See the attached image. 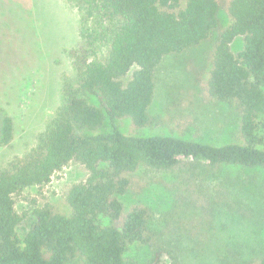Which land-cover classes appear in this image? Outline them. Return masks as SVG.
<instances>
[{"label":"trees","instance_id":"obj_1","mask_svg":"<svg viewBox=\"0 0 264 264\" xmlns=\"http://www.w3.org/2000/svg\"><path fill=\"white\" fill-rule=\"evenodd\" d=\"M67 1L80 12L81 41L71 51L77 88L68 91L62 115L38 143L0 166V264H137L127 256L130 244H154L148 208L123 202L134 174L176 171V199L202 223L211 204L230 203L233 190L223 185L228 180L216 182L223 168H264V0H225V26L219 24L220 0ZM213 31L200 89L207 100L237 111L234 140L124 133L118 118L136 128L153 124L149 107L161 60L197 46ZM237 37L242 46L234 53ZM12 129L11 118L0 115V146L9 144ZM70 161L83 165L86 176L66 191L69 214L36 207L30 230L20 237L16 226L23 216L15 195L47 184ZM236 180L239 187L240 176ZM202 227L184 252L205 250L208 244L198 237L210 232ZM163 249L152 248V260ZM166 251L178 264L179 257ZM241 264H264V253Z\"/></svg>","mask_w":264,"mask_h":264},{"label":"rangeland","instance_id":"obj_2","mask_svg":"<svg viewBox=\"0 0 264 264\" xmlns=\"http://www.w3.org/2000/svg\"><path fill=\"white\" fill-rule=\"evenodd\" d=\"M224 3L220 0V26L230 23ZM80 23L78 8L67 0H0V115L10 117L13 128L9 144L0 146V166L35 146L62 115L68 91L76 90L71 51L80 45ZM216 35L213 31L197 46L161 60L149 107L153 124L136 128L129 119L118 118L116 123L124 133L174 134L214 144L234 140L237 111L228 104L207 100L200 89ZM241 46L242 37H237L231 44L232 52L237 53ZM103 53L100 47L99 54ZM85 176L84 166L70 161L47 184L21 189L14 197L15 209L23 216L16 226L17 234L23 237L30 230L36 207L50 206L69 214L66 191ZM217 176V183L228 180L223 185L233 190L228 196L230 203L211 204L201 215V223L194 219L195 210L176 199L172 187L176 171L134 174L123 202L148 208L155 246L130 244L127 256L137 264H171L166 251L170 249L179 257L178 264H241L264 253V168L227 167ZM197 224L201 230L209 227L208 235L205 232L198 237L208 245L188 254L184 247L203 233L196 232ZM156 246L164 249L152 260Z\"/></svg>","mask_w":264,"mask_h":264}]
</instances>
